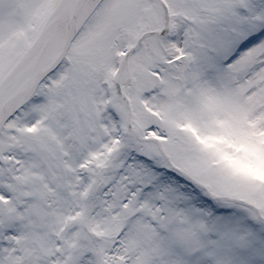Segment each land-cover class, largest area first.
<instances>
[{
  "label": "snow or ice",
  "instance_id": "6c2138e0",
  "mask_svg": "<svg viewBox=\"0 0 264 264\" xmlns=\"http://www.w3.org/2000/svg\"><path fill=\"white\" fill-rule=\"evenodd\" d=\"M0 264H264V0H0Z\"/></svg>",
  "mask_w": 264,
  "mask_h": 264
}]
</instances>
